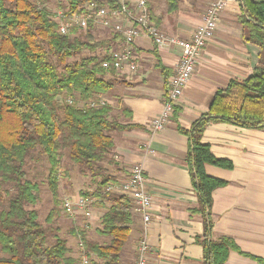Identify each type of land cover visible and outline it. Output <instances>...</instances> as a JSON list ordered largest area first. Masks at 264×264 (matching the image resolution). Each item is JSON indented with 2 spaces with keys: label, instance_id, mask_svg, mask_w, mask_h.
I'll list each match as a JSON object with an SVG mask.
<instances>
[{
  "label": "trees",
  "instance_id": "16d2710c",
  "mask_svg": "<svg viewBox=\"0 0 264 264\" xmlns=\"http://www.w3.org/2000/svg\"><path fill=\"white\" fill-rule=\"evenodd\" d=\"M86 1L70 0L68 10L72 12ZM48 2L0 0V264H77L68 240L53 226L64 212L59 172L65 156L94 180L100 179L95 192L82 195L109 204L98 230L110 238L109 243L90 242L87 232L81 230L77 237L80 235L92 262L94 255L104 264H121L133 220L132 204L124 194L105 191L117 177L106 175L103 165L111 160L115 148L111 133L136 126L122 125L112 118L109 105L93 108L78 104L114 88L110 77L117 73L104 69L102 61L121 38L118 34L97 38L93 25L85 33L62 36L46 6ZM239 3L244 40L264 53V0ZM166 4L167 13L174 14L181 0H166ZM151 5L148 1L150 13L161 28V19ZM85 51L89 54L82 56ZM76 57L79 60L68 61ZM157 67L165 73L160 63ZM219 122L264 128V63L247 78L232 79L226 88L218 90L209 111L190 129L180 127L189 137L187 167L200 201L198 212L206 219L204 233L197 238L204 249V264H224L237 248L232 239H215L212 232V194L225 182L210 177L205 167H233L230 161L214 156L210 145L202 141L206 128ZM36 151L49 164L47 182L54 208L46 226L40 222L38 211L31 208L39 200L40 186L29 178L27 164ZM50 236L54 237L52 242Z\"/></svg>",
  "mask_w": 264,
  "mask_h": 264
},
{
  "label": "crops",
  "instance_id": "0c3cea01",
  "mask_svg": "<svg viewBox=\"0 0 264 264\" xmlns=\"http://www.w3.org/2000/svg\"><path fill=\"white\" fill-rule=\"evenodd\" d=\"M197 1L201 3L199 9L190 5L184 11L174 12L175 15L167 13L160 18L162 30L172 36L190 38L206 8L216 0ZM227 7L219 17L216 34L198 58L196 71L176 106L177 113L164 130L153 132L151 121L163 110L169 80L182 55L178 48L156 51L149 37L138 38L137 73L125 68L122 74L110 77L114 79V88L100 96L111 106L112 118L122 125L136 126L111 133L115 143L111 154L113 174L117 181H124L134 165H141L152 197V221L148 225L132 206L133 220L128 242L121 252V264H135L139 243L145 237L150 246L149 264H204V249L197 238L204 233L206 219L198 212L200 201L187 167L189 137L180 127L190 129L209 111L218 90L226 88L232 79L247 78L264 63L260 47L244 40L239 0H230ZM96 32L106 39L114 36L108 30ZM123 47L122 38L112 46ZM159 63L165 73L157 67ZM202 141L210 145L214 156L233 164L231 169L205 167L210 177L225 182L214 190L210 212L214 238H230L237 246L224 264H264V128L212 123ZM108 205L100 201L92 204L91 228L86 231L88 241L109 243L110 238L98 232ZM69 220L74 222L75 238L83 219ZM74 251L71 255L77 258L80 246ZM91 257L92 264H104L96 256Z\"/></svg>",
  "mask_w": 264,
  "mask_h": 264
},
{
  "label": "built area",
  "instance_id": "2783aa9c",
  "mask_svg": "<svg viewBox=\"0 0 264 264\" xmlns=\"http://www.w3.org/2000/svg\"><path fill=\"white\" fill-rule=\"evenodd\" d=\"M229 2L230 0L212 2L206 8L202 21L188 39L165 33L153 19L148 0H88L72 12L68 8L54 11L52 17L62 36H74L76 32L85 33L90 25H93L95 29L108 30L120 35L124 47L110 49L108 58L102 61L104 69L114 70L116 73L122 74L125 68H128L131 73H137L140 54L135 49V42L142 36L149 37L157 50L178 48L182 51L179 64L168 83L163 110L157 118L151 121V130L160 132L166 128L174 116L184 88L196 71L198 58L203 48L216 34L219 17L228 8ZM82 105L100 108L107 106L108 103L105 99L97 97ZM105 191L128 196L134 210L142 215L144 224H150L152 197L148 192L145 172L141 165H134L126 180L110 183ZM94 202V199L83 195L67 197L63 201V210L65 215L71 219L76 220L81 217L83 223L80 225V230L87 231L91 228L93 218L91 206ZM78 238L80 253L77 257V264H92L80 235ZM149 251L150 246L145 237L139 243L135 264H149Z\"/></svg>",
  "mask_w": 264,
  "mask_h": 264
},
{
  "label": "rangeland",
  "instance_id": "374dc122",
  "mask_svg": "<svg viewBox=\"0 0 264 264\" xmlns=\"http://www.w3.org/2000/svg\"><path fill=\"white\" fill-rule=\"evenodd\" d=\"M70 0H49L46 6L52 11L57 10H65L69 6ZM150 4L153 5L154 14L157 18H164L167 16V4L166 0H148ZM194 6L199 9L201 3L197 0H181L180 9L184 11L188 6ZM175 15V14H174ZM174 15H170L174 17ZM97 38L100 37L97 34ZM89 52L82 53V56H86ZM79 60L78 57L74 59L68 60L69 62H73ZM61 68V67H60ZM69 100V99H68ZM73 100V99H72ZM78 104L82 106L83 102L79 101ZM114 159L111 158L110 161L105 163L103 166L106 169V175L109 173H115V166L113 164ZM27 169L29 172V178L35 182H37L40 186L39 191V200L37 201L32 209H35L39 213V219L42 224L46 226V218L54 208L53 196L48 187L47 182V174L49 170V164L44 157L38 153V151L34 152L32 157L28 160ZM110 175V174H109ZM60 177V194L61 199H65L72 195H82L83 192L93 193L98 189L97 182L100 181L99 178L94 180V178L89 173H84L81 168L77 165H74L67 156L64 157L62 163V169L59 172ZM6 197V196H5ZM8 197V196H7ZM4 203H6L7 198ZM96 201L95 198H92ZM2 207H0L1 209ZM70 218L63 214L57 218L53 226L59 228V236L64 237L68 240V246L74 251V249L80 245V240L77 236L75 238L72 234V227H74V222L69 220ZM50 242L54 240L53 236H50ZM75 252V251H74ZM0 256H2V252L0 251ZM74 256V255H73ZM75 257V256H74Z\"/></svg>",
  "mask_w": 264,
  "mask_h": 264
}]
</instances>
